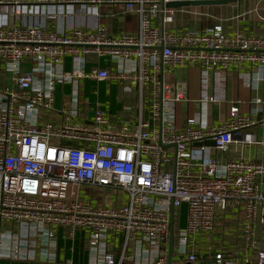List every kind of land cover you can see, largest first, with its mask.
I'll return each mask as SVG.
<instances>
[{"label": "built area", "instance_id": "1", "mask_svg": "<svg viewBox=\"0 0 264 264\" xmlns=\"http://www.w3.org/2000/svg\"><path fill=\"white\" fill-rule=\"evenodd\" d=\"M193 1L199 0H0L18 22L0 23V67L14 84L0 89V260L32 261L38 250L55 247L62 230L67 237L85 234L93 264H166L170 211L185 205L171 264L175 256L181 264H264V162L216 158L235 139L251 144L243 131L264 128V119L243 115L234 103L221 125L207 128L191 118L179 130L172 106L186 99L185 86L163 80L164 70L186 67L226 71L247 63L264 69V33L228 35L219 25L169 29L179 15L207 16L194 6L169 7ZM50 4L123 5L137 15V31L113 36L95 24L89 33L75 28L67 35L22 17L27 7ZM88 55L115 62L117 70L85 73ZM131 62L135 68L119 70ZM86 79L129 83L124 91L137 86L149 120L139 117L133 131L103 128L106 114L96 103L93 124L77 123L76 88ZM58 84L73 85L60 109L66 119L42 122L41 112L53 111ZM214 102L204 94L198 105ZM164 105L171 106L167 113ZM208 140L214 145H203ZM194 143L201 145L191 149ZM255 144L264 146V139ZM109 188L114 204L81 198L85 190ZM114 237L117 256L108 249Z\"/></svg>", "mask_w": 264, "mask_h": 264}, {"label": "crops", "instance_id": "2", "mask_svg": "<svg viewBox=\"0 0 264 264\" xmlns=\"http://www.w3.org/2000/svg\"><path fill=\"white\" fill-rule=\"evenodd\" d=\"M87 1V0H82ZM196 10H201L207 14L201 20L188 15H179L171 30L183 32L186 30L203 31L214 25L221 26L222 30L233 35L235 32H242L250 35H260L264 33V0H227L223 4L194 6ZM8 7L0 6V23L2 25L13 26L18 22L9 17ZM23 18L28 22L40 23L48 31L62 32L70 34L75 28L91 32L95 24L106 28L110 35L117 36L120 33L133 34L137 31L138 18L132 12H125L123 5H61L50 4L34 7H27L23 13ZM136 64L127 63L123 70H128L127 66L135 68ZM71 60L65 58L63 69L65 72L71 71ZM29 64H22L23 72L30 71ZM97 69H107L111 72L117 70L115 62H110L107 58H98L88 55L85 58L84 72L91 74ZM163 80L167 85L181 83L185 86L186 99L177 102L172 106L174 123L179 130H183L188 119H195L198 124H203L207 128L221 125L228 116L230 105L238 103L240 112L243 115L251 116L256 121L264 119V104L256 103L257 100H264V69L250 64H243L229 70H213L204 72L197 67L178 68L175 71L163 72ZM124 86L129 83L116 81H96L93 79L84 80L76 88L78 91L77 108L79 117L77 123L87 126L93 124L94 110L96 103L102 106L105 111L106 122L103 128L111 127L113 130L133 131L138 125L139 117L149 120L147 98L143 99L142 109L137 86H132L130 91H124ZM14 88L12 75L0 67V89ZM73 85L58 84L55 87V104L53 111L41 112V121H54L62 123L66 118L61 116L60 109L63 101L72 94ZM209 95L216 99L214 103L204 106L198 105V100L202 95ZM168 107L167 105H164ZM177 106L185 108L186 118L184 121L176 119L175 109ZM163 110L167 113L170 110ZM156 125V126H155ZM160 126L155 123L154 127ZM242 139L248 140L251 144L243 145L240 139H235L226 153H217L216 158L219 163L228 160L243 159L246 161L262 163L264 162V146L255 144L264 139V128L260 125L252 126L243 131ZM191 149H197L191 146ZM114 194L112 189L104 191H87L82 193L81 198L89 200L92 204H114ZM180 219L185 220V205H181ZM179 221V224L181 223ZM108 243L109 251L115 256L118 255V238L114 237ZM45 253V254H43ZM93 251L88 248L85 234L77 232L73 237L65 236L62 230L57 231L55 247L37 251V257L32 261L23 260H0V264H93ZM147 261L137 259L135 263L126 262L124 264H146ZM174 264H181L178 257H174Z\"/></svg>", "mask_w": 264, "mask_h": 264}, {"label": "water", "instance_id": "3", "mask_svg": "<svg viewBox=\"0 0 264 264\" xmlns=\"http://www.w3.org/2000/svg\"><path fill=\"white\" fill-rule=\"evenodd\" d=\"M227 0H199V1H193V2H183V3H171L169 4V7L177 8V7H185V6H208V5H217V4H223ZM199 143H194L193 146H200ZM205 146H213L214 143L211 140L205 141L203 143ZM173 148V146H171ZM162 148H167L166 146H162ZM174 242H175V235H174V208H171L170 211V222H169V240H168V250H167V260L166 264H171L172 262V256L174 252Z\"/></svg>", "mask_w": 264, "mask_h": 264}, {"label": "rangeland", "instance_id": "4", "mask_svg": "<svg viewBox=\"0 0 264 264\" xmlns=\"http://www.w3.org/2000/svg\"><path fill=\"white\" fill-rule=\"evenodd\" d=\"M178 105V104H176ZM175 114H176V119L177 121H184L186 118V112H185V108L179 107L177 106V108L175 109ZM184 223V219L181 220V224L183 225ZM179 264V263H178Z\"/></svg>", "mask_w": 264, "mask_h": 264}, {"label": "trees", "instance_id": "5", "mask_svg": "<svg viewBox=\"0 0 264 264\" xmlns=\"http://www.w3.org/2000/svg\"><path fill=\"white\" fill-rule=\"evenodd\" d=\"M180 208H181V205L176 209L175 214H174V229L175 230H176L177 224L181 220L180 219L181 217Z\"/></svg>", "mask_w": 264, "mask_h": 264}]
</instances>
